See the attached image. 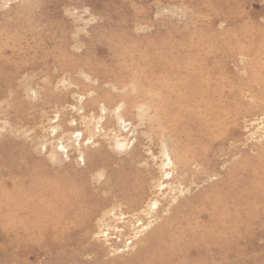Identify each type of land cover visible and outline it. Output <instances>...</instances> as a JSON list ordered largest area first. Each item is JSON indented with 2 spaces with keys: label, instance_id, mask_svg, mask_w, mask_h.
Returning <instances> with one entry per match:
<instances>
[{
  "label": "rangeland",
  "instance_id": "rangeland-1",
  "mask_svg": "<svg viewBox=\"0 0 264 264\" xmlns=\"http://www.w3.org/2000/svg\"><path fill=\"white\" fill-rule=\"evenodd\" d=\"M0 264H264V0H0Z\"/></svg>",
  "mask_w": 264,
  "mask_h": 264
},
{
  "label": "bare ground",
  "instance_id": "bare-ground-1",
  "mask_svg": "<svg viewBox=\"0 0 264 264\" xmlns=\"http://www.w3.org/2000/svg\"><path fill=\"white\" fill-rule=\"evenodd\" d=\"M78 138V137H77Z\"/></svg>",
  "mask_w": 264,
  "mask_h": 264
}]
</instances>
